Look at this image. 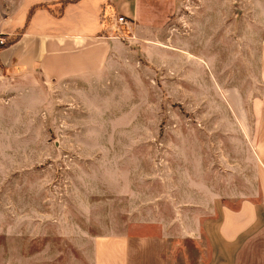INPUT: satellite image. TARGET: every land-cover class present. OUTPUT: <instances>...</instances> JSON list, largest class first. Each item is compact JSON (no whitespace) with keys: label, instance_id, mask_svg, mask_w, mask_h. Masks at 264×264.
<instances>
[{"label":"rangeland","instance_id":"rangeland-1","mask_svg":"<svg viewBox=\"0 0 264 264\" xmlns=\"http://www.w3.org/2000/svg\"><path fill=\"white\" fill-rule=\"evenodd\" d=\"M194 2L145 39L134 19L124 15L128 26L112 17L109 36L128 54L95 79L52 82L37 74L18 85L23 76L5 78L0 264L74 259L82 252L75 245L112 229L126 233L139 249L134 258H142L141 245L150 241L157 251L161 224H172L179 207L206 215V184L221 190L223 176L250 186L259 179L264 0L256 11L247 10L248 0L239 10L238 38L212 45L190 44ZM21 31L0 35V51ZM190 177L198 183L195 202ZM162 245L167 264H197L207 241L170 236Z\"/></svg>","mask_w":264,"mask_h":264},{"label":"crops","instance_id":"crops-1","mask_svg":"<svg viewBox=\"0 0 264 264\" xmlns=\"http://www.w3.org/2000/svg\"><path fill=\"white\" fill-rule=\"evenodd\" d=\"M55 1L59 0H0V35L12 36L22 29L18 39L0 51V88H5L3 81L10 76L26 79L18 81V85L31 84L37 74L52 82L95 79L128 54V46L109 36L112 17L120 14L134 19L137 35L145 39L160 35L159 30L167 19L181 11L186 3V0H69L62 13L57 12L61 8L59 2L37 7L26 23L34 5ZM246 1L195 0L190 44L227 42L224 38L231 35L238 38V13ZM248 1L252 6L247 10L261 8V0ZM170 40L176 45L175 34ZM256 151L261 165L254 169L258 170L259 179L249 181L250 186L240 178L235 183L223 176L221 190H217L214 182L213 187L206 184V215L198 214V207H186L188 213L179 207L172 224H161L158 250L151 247L150 241L141 245L142 258H134L139 249L130 243L126 233L112 229L89 235L90 242L86 245H75L82 252L74 259H32L8 264H167L162 259L161 247L170 236L196 239L205 236L207 245L197 264H264L262 144ZM187 183L190 202H195L198 183L191 177ZM230 202L236 206H230ZM189 214L192 218L186 223L185 217Z\"/></svg>","mask_w":264,"mask_h":264},{"label":"trees","instance_id":"trees-1","mask_svg":"<svg viewBox=\"0 0 264 264\" xmlns=\"http://www.w3.org/2000/svg\"><path fill=\"white\" fill-rule=\"evenodd\" d=\"M61 1H62V0H60V1H55V2H51V3H45V4H37V5H34V6L30 9V11H29V13H28V15H27V22H26V23H28V21H29L30 18L32 17V15H33L35 9H36L37 7H40V6H47V5H49V4H55V3H57V2H60V3H61V8H60L61 11H60V13H62L63 8L65 7V5L68 3L69 0H64V1H62V2H61ZM18 37H19V35H18L13 41H11L9 45L13 44V43L18 39Z\"/></svg>","mask_w":264,"mask_h":264},{"label":"built area","instance_id":"built-area-1","mask_svg":"<svg viewBox=\"0 0 264 264\" xmlns=\"http://www.w3.org/2000/svg\"><path fill=\"white\" fill-rule=\"evenodd\" d=\"M116 20V24H126L128 26L131 25L130 19H128L127 17H125L124 15H119L117 18H115ZM0 42H2V39H0Z\"/></svg>","mask_w":264,"mask_h":264}]
</instances>
